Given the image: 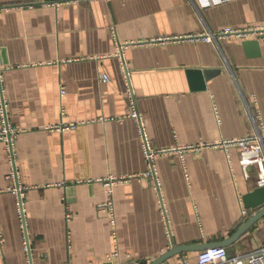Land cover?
<instances>
[{"label": "crops", "instance_id": "0c3cea01", "mask_svg": "<svg viewBox=\"0 0 264 264\" xmlns=\"http://www.w3.org/2000/svg\"><path fill=\"white\" fill-rule=\"evenodd\" d=\"M225 29L246 34L207 40ZM0 56L17 131L15 165L0 141V264H108L99 207L110 193L123 261L222 243L260 210L244 204L256 172L246 177L240 149L223 144L264 136V0H0ZM132 109L166 151L160 191ZM263 247L264 218L226 249L245 259ZM201 252L165 264H197Z\"/></svg>", "mask_w": 264, "mask_h": 264}, {"label": "built area", "instance_id": "2783aa9c", "mask_svg": "<svg viewBox=\"0 0 264 264\" xmlns=\"http://www.w3.org/2000/svg\"><path fill=\"white\" fill-rule=\"evenodd\" d=\"M220 2L232 1V0H218ZM243 31H237L234 29H225L218 36H208L207 40L212 41L219 38H225L230 36H245ZM104 82L108 81L107 76L102 77ZM65 91H62L64 94ZM8 105L9 101L6 97V90L4 87V66L2 64L1 56H0V120H1V129H0V141L6 143L9 160L12 164L15 165V157L16 153L14 150L13 141L15 136L17 135V131L13 129V127L9 123L8 119ZM133 108V104H132ZM131 118L136 120L140 129V136L142 139L144 154L146 160L148 162V172L146 176L155 182V189L160 191V183L158 179L157 168L155 165V158L166 151H158L152 148L151 143L147 137L145 132L142 119L140 115L132 109V113L130 115ZM236 146L240 149V161L241 167L246 175V177H250V171H255L257 175V188L264 187V136L254 135L249 136L238 142H226L223 144L224 147L227 146ZM8 180L13 184L10 191L15 195L18 203V211L19 215L25 224V208H24V199L25 193L24 190L19 185L18 173L15 169L10 172L8 175ZM99 213H106L111 221L112 225V237H113V251L109 254L107 258L108 264H150V262H144L139 260H127L123 261L121 259L120 254V246H119V237H118V229H117V219H116V211L114 207V202L112 198V193H110V197L108 201L99 207ZM244 216L248 215V211L244 210ZM163 215L166 227L170 232V223L168 220V215L163 209ZM71 215H67V220L70 221ZM4 244L3 241V231L0 228V246L2 247ZM25 252L29 254L30 252V244L28 241L25 242L24 245ZM197 264H264V247L259 249L258 251L248 255L245 259H230L228 255V251L226 248H214L209 249L204 252H201L198 256Z\"/></svg>", "mask_w": 264, "mask_h": 264}, {"label": "water", "instance_id": "95a60500", "mask_svg": "<svg viewBox=\"0 0 264 264\" xmlns=\"http://www.w3.org/2000/svg\"><path fill=\"white\" fill-rule=\"evenodd\" d=\"M244 47L247 50H254V48L258 47L257 41H246L244 43ZM192 76L199 74L192 72ZM206 78L210 77V74L206 72ZM201 86L204 88V81H201ZM244 204L246 209H260L258 213H256L251 219H249L244 226L235 234L233 235L229 240L224 241L222 243L208 245V246H196V247H175L159 259H157L155 262L151 264H165L170 259L177 255H182L184 253L193 252V251H205L209 249L214 248H228L232 246L234 243H236L238 240H240L243 236H245L247 233L250 232L252 227L262 220L264 218V187L256 188L252 193H249L244 197Z\"/></svg>", "mask_w": 264, "mask_h": 264}]
</instances>
